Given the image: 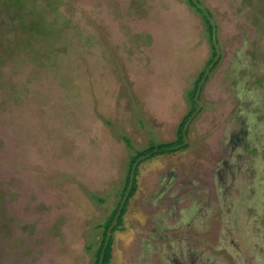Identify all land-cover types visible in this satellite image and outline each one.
Returning <instances> with one entry per match:
<instances>
[{
    "label": "rangeland",
    "instance_id": "rangeland-1",
    "mask_svg": "<svg viewBox=\"0 0 264 264\" xmlns=\"http://www.w3.org/2000/svg\"><path fill=\"white\" fill-rule=\"evenodd\" d=\"M199 1L221 62L188 148L140 161L111 264H264V0ZM208 55L185 0H0V264H92Z\"/></svg>",
    "mask_w": 264,
    "mask_h": 264
},
{
    "label": "trees",
    "instance_id": "trees-1",
    "mask_svg": "<svg viewBox=\"0 0 264 264\" xmlns=\"http://www.w3.org/2000/svg\"><path fill=\"white\" fill-rule=\"evenodd\" d=\"M185 2L188 8L193 11L194 14H196L201 20L204 34L208 43L209 55L203 67L191 82V88L186 92L188 109L181 117L175 129L174 139L169 142L151 143L146 149L136 151L135 154H133L131 161L128 163L129 175L125 178V183L120 195V200L102 225L100 240L93 253L92 264H111L113 242L112 235L118 228L122 226L123 216L126 212L128 202L134 195L138 173L137 167L140 161L150 160L160 155L173 154L188 148V128L190 123L200 114L202 110L200 106V99L203 88L221 62V53L217 37V27L214 23L212 13L199 0H185ZM25 21H22V26H25L26 29H31L30 31L34 35H42L44 33L46 22L43 19L39 18V20L36 22ZM30 35L32 36V34ZM21 42H23V40L20 41L19 45L21 44ZM128 187L129 189L127 190Z\"/></svg>",
    "mask_w": 264,
    "mask_h": 264
}]
</instances>
